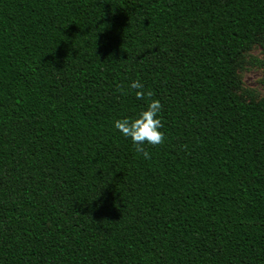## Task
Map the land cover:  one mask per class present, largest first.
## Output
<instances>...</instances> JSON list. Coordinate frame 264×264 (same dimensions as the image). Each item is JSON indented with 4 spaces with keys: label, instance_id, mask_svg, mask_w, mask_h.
Listing matches in <instances>:
<instances>
[{
    "label": "trees",
    "instance_id": "16d2710c",
    "mask_svg": "<svg viewBox=\"0 0 264 264\" xmlns=\"http://www.w3.org/2000/svg\"><path fill=\"white\" fill-rule=\"evenodd\" d=\"M256 46L264 0H0V264H264Z\"/></svg>",
    "mask_w": 264,
    "mask_h": 264
},
{
    "label": "clouds",
    "instance_id": "9594fccd",
    "mask_svg": "<svg viewBox=\"0 0 264 264\" xmlns=\"http://www.w3.org/2000/svg\"><path fill=\"white\" fill-rule=\"evenodd\" d=\"M130 88L135 90V96L139 100L147 98L146 108L141 111L138 117L117 119L114 127L126 138H130L137 153L142 154L145 159H150V154L144 147L146 144L156 146L164 143V133L161 129L164 127L160 115L163 105L159 99H152L154 93L145 91V85L139 80L131 82ZM117 91H123L120 85H117Z\"/></svg>",
    "mask_w": 264,
    "mask_h": 264
},
{
    "label": "rangeland",
    "instance_id": "374dc122",
    "mask_svg": "<svg viewBox=\"0 0 264 264\" xmlns=\"http://www.w3.org/2000/svg\"><path fill=\"white\" fill-rule=\"evenodd\" d=\"M241 74L246 90H252L257 98L264 96V49L261 46H256L245 56Z\"/></svg>",
    "mask_w": 264,
    "mask_h": 264
}]
</instances>
